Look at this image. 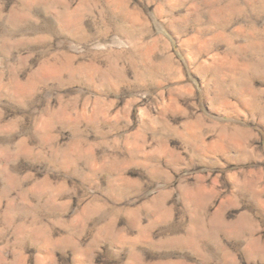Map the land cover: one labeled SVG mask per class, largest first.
<instances>
[{
	"label": "rangeland",
	"instance_id": "374dc122",
	"mask_svg": "<svg viewBox=\"0 0 264 264\" xmlns=\"http://www.w3.org/2000/svg\"><path fill=\"white\" fill-rule=\"evenodd\" d=\"M0 264H264V0H0Z\"/></svg>",
	"mask_w": 264,
	"mask_h": 264
}]
</instances>
